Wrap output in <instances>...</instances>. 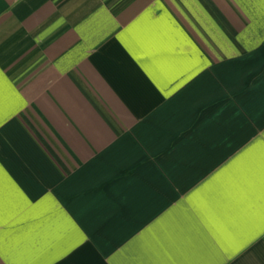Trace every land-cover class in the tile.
Segmentation results:
<instances>
[{
  "label": "crops",
  "instance_id": "1",
  "mask_svg": "<svg viewBox=\"0 0 264 264\" xmlns=\"http://www.w3.org/2000/svg\"><path fill=\"white\" fill-rule=\"evenodd\" d=\"M0 264H264V0H0Z\"/></svg>",
  "mask_w": 264,
  "mask_h": 264
}]
</instances>
